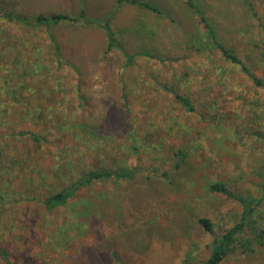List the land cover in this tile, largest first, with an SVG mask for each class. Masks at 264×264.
I'll use <instances>...</instances> for the list:
<instances>
[{"label": "rangeland", "instance_id": "374dc122", "mask_svg": "<svg viewBox=\"0 0 264 264\" xmlns=\"http://www.w3.org/2000/svg\"><path fill=\"white\" fill-rule=\"evenodd\" d=\"M142 1L162 16L120 0H0V264H184L188 255L201 264L213 235L198 219L219 235L242 213L208 184L263 195L264 143L252 134L264 133V85L223 58L185 0ZM194 1L219 43L264 83V0ZM7 13L79 21L25 28ZM106 23L131 63L105 53ZM77 126L95 139L88 150ZM98 166L134 173L47 205ZM221 264H264V248Z\"/></svg>", "mask_w": 264, "mask_h": 264}, {"label": "trees", "instance_id": "16d2710c", "mask_svg": "<svg viewBox=\"0 0 264 264\" xmlns=\"http://www.w3.org/2000/svg\"><path fill=\"white\" fill-rule=\"evenodd\" d=\"M122 2H127L128 4L138 6L147 11L155 13L157 15L162 16V12L152 4L144 2L142 0H120ZM185 3L188 4V7L193 10L195 15L198 17L199 22L204 26L207 37L211 40V45L217 49L223 58L227 60L230 64L239 68L243 74L249 77L256 86L262 87L264 85L263 81L259 79L255 74H253L249 68L245 65L244 62L236 55L233 51L226 48L222 44L219 43L215 36V32L212 26L208 23L205 16L200 12L199 6L195 3L194 0H185ZM5 16L14 23H20L25 28L36 27L42 25H52L59 20H67L73 23H77L79 21L78 18L68 17V16H52V17H43L40 16L33 22L28 21L25 17L19 15H13L10 13L5 14ZM84 14L81 13L80 17H83ZM108 35V41L106 46V54L111 52L112 50H118L121 52L127 59L128 63H131L133 55L128 54L125 51V48L121 42H119L113 32L110 30L108 24L102 25ZM48 38L52 43L54 48L55 55L57 57V62L59 65L63 63V57L60 54V49L58 44L55 41L54 36L51 33H48ZM178 101L182 104L184 108L187 110H192L191 102L188 98L180 97L178 94H175ZM83 99V98H82ZM82 126V124H80ZM76 127V131H79L77 134L78 140L85 149H89V146L92 147L94 144L88 142L93 138V135L88 133L86 130H79ZM254 135L258 140L264 143V133L256 132ZM36 141L39 140L38 136H33ZM92 140H95L94 138ZM105 142V140L100 143ZM106 143V142H105ZM175 157L179 159L180 157H184L185 153L182 150L176 152ZM0 162H1V152H0ZM178 166V165H177ZM82 174L80 170V175L77 176L76 180L68 185L66 188L62 189L57 194L52 195L47 202L49 207H59L63 206L67 203L68 199L71 198L81 187L90 184L95 180H106L111 178L116 179H128L133 176L134 171L128 168L121 167L117 170H113L105 167H95L92 170L84 172ZM263 179L262 183H260L261 188L264 192V174H260ZM207 189L209 192L213 194L223 195L227 198L234 199L238 201L242 206V213L240 215L239 220L228 229H225L221 234H214L213 224L210 220L206 218L198 219V224L208 231L211 235H213V239L208 246L209 254L206 259L201 264H221L228 256L233 253H241L243 255H252L257 249L264 248V215H261V210H258L260 203L263 202L264 193L261 197L255 198L250 195L246 198L237 196L234 194L228 186L221 181L211 182L208 184ZM2 256L6 260V254L2 253ZM115 256V255H114ZM115 258H117L115 256ZM119 264H122L119 262ZM184 264H192L191 256H186Z\"/></svg>", "mask_w": 264, "mask_h": 264}, {"label": "clouds", "instance_id": "9594fccd", "mask_svg": "<svg viewBox=\"0 0 264 264\" xmlns=\"http://www.w3.org/2000/svg\"><path fill=\"white\" fill-rule=\"evenodd\" d=\"M103 73L101 71H95L91 76L92 81V91L97 94V98H100V93L103 90Z\"/></svg>", "mask_w": 264, "mask_h": 264}]
</instances>
